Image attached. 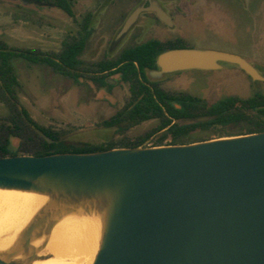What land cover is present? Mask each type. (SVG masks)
<instances>
[{"label":"water","instance_id":"water-1","mask_svg":"<svg viewBox=\"0 0 264 264\" xmlns=\"http://www.w3.org/2000/svg\"><path fill=\"white\" fill-rule=\"evenodd\" d=\"M149 12L172 26L157 0H143L115 42ZM223 63L264 81L243 57L194 48L161 52L146 77L218 70ZM0 188L110 196L93 264H264V131L183 145L0 157Z\"/></svg>","mask_w":264,"mask_h":264},{"label":"rangeland","instance_id":"rangeland-1","mask_svg":"<svg viewBox=\"0 0 264 264\" xmlns=\"http://www.w3.org/2000/svg\"><path fill=\"white\" fill-rule=\"evenodd\" d=\"M143 0H74V18L48 4H28L21 0H0V39L9 47L33 49L45 54L60 51L62 42L80 32L83 18L90 14L91 35L80 55L82 76L78 85L49 67L15 59L19 78L20 104L44 127L65 130L67 141L74 144L100 145L113 137V131L100 127L103 119L121 108L128 87L119 82L111 94L90 82L95 64L113 60L128 47L150 39L173 41L179 38L184 48L214 50L243 57L264 77V0H157L174 23L171 27L143 13L119 41L114 37L126 17ZM115 43V44H114ZM119 81L118 76H109ZM165 91L187 93L208 103L237 96L245 99L254 93L264 94V81H252L239 67L222 64L218 70H188L157 80ZM91 84L92 89H89ZM9 109L0 102V121L9 117ZM2 123V122H0ZM6 124L11 126L9 121ZM158 125L146 121L132 128L126 138L135 141ZM20 137L0 131V145L8 146L10 156L30 155L41 148L39 139L26 124H19ZM163 131L154 132L143 147L155 145ZM217 130L196 131L185 140L199 142L217 139ZM120 138V137H119ZM166 140L165 143H167ZM22 146V148H20Z\"/></svg>","mask_w":264,"mask_h":264},{"label":"trees","instance_id":"trees-1","mask_svg":"<svg viewBox=\"0 0 264 264\" xmlns=\"http://www.w3.org/2000/svg\"><path fill=\"white\" fill-rule=\"evenodd\" d=\"M35 4H48L74 18V0H26ZM91 15L87 14L80 25L78 37L62 42L60 51L51 54L9 47L0 39V102L9 109V117L0 122V131L20 137L19 124H26L39 139L41 148L30 152L33 156H47L58 153H93L114 148L143 147L152 133L163 131L155 145H183L194 143L185 139L196 131L217 130V138L260 133L264 131V94L254 93L242 99L237 96L226 97L211 103L205 99L186 93H169L161 88L157 81L146 77V70L156 69V57L165 50L183 48L179 41L162 42L150 39L138 45L125 48L113 60H104L95 64L90 80L97 86H107L105 79L119 75L121 83L128 87L125 104L108 118L101 121L100 127L113 131V137L104 144H74L67 141V131H56L44 127L35 121L20 104L18 94L21 84L13 66L15 59L30 64L44 65L53 72L76 80L82 76L83 53L91 35ZM98 76V77H97ZM248 76V75H247ZM249 77V76H248ZM156 120L157 127L135 141L125 136L134 127L143 122ZM9 121L11 126L6 124ZM35 129L43 132L51 141L41 137ZM120 137V138H119ZM167 143L164 144V142ZM205 141V140H202ZM0 145V157L10 156L8 146ZM22 148V146H20ZM15 155V154H13ZM12 155V156H13Z\"/></svg>","mask_w":264,"mask_h":264},{"label":"bare ground","instance_id":"bare-ground-1","mask_svg":"<svg viewBox=\"0 0 264 264\" xmlns=\"http://www.w3.org/2000/svg\"><path fill=\"white\" fill-rule=\"evenodd\" d=\"M111 198L0 188V264H93Z\"/></svg>","mask_w":264,"mask_h":264},{"label":"flooded vegetation","instance_id":"flooded-vegetation-1","mask_svg":"<svg viewBox=\"0 0 264 264\" xmlns=\"http://www.w3.org/2000/svg\"><path fill=\"white\" fill-rule=\"evenodd\" d=\"M22 2H24V3H28V4H34L35 5V3H33V2H29V1H26V0H21ZM149 13H151V12H149ZM153 15H154V17H155V19L156 20H158V21H160L157 17H156V15L154 14V13H152ZM170 17H171V20H172V23H174V18H173V16L172 15H170ZM161 22V21H160ZM161 23H163V22H161ZM163 24H165V23H163ZM166 26H168L167 24H165ZM169 27V26H168ZM78 37V35L77 36H75V37H69V38H74V39H76ZM65 40H68V38L67 39H65ZM176 41H179V43H181L182 44V41L183 40H181V39H179V38H176L175 40H173V41H171V40H169V41H165V42H176ZM114 42H115V40H114ZM163 42V41H162ZM116 43V42H115ZM114 43V44H115ZM184 48V47H183ZM17 49V48H16ZM125 49V48H124ZM123 49V50H124ZM27 50H33V49H27ZM33 51H35V50H33ZM37 52H41V51H37ZM42 53V52H41ZM45 54V53H44ZM77 71L79 72V74L80 75H82L81 73L82 72H80L79 70H75L73 73L74 74H76L77 73ZM115 76H118L119 77V75H117V74H114ZM65 78H68V79H70V80H72L74 83H76V84H78V85H80L81 84V81H79V79L81 78V76H79V77H77L76 78V80H73L72 78H70V77H67V76H65V75H63ZM113 76V75H112ZM98 77V76H97ZM108 78V77H107ZM105 79V83L107 84V86H97L96 85V83H94L93 81H91L90 79V82H92L95 86H97L98 87V92L97 93H101L102 92V90L103 89H106V91H107V93H104V92H102L101 93V95L102 96H106L107 94H111L112 92H113V90L116 88V86L119 84V82H121L120 81V78H119V81H108V79ZM180 93H182V92H180ZM187 94V93H186ZM124 104H125V102H124ZM123 104V105H124ZM118 109H120V108H118ZM117 109V110H118ZM116 111V110H115Z\"/></svg>","mask_w":264,"mask_h":264},{"label":"crops","instance_id":"crops-1","mask_svg":"<svg viewBox=\"0 0 264 264\" xmlns=\"http://www.w3.org/2000/svg\"><path fill=\"white\" fill-rule=\"evenodd\" d=\"M107 79H108V81H110L109 77ZM89 89H92L91 84H89Z\"/></svg>","mask_w":264,"mask_h":264}]
</instances>
